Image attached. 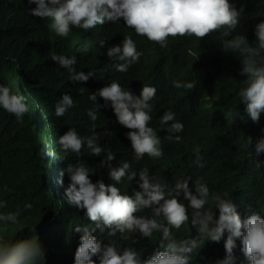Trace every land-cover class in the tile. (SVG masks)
Returning <instances> with one entry per match:
<instances>
[{
    "label": "clouds",
    "instance_id": "obj_1",
    "mask_svg": "<svg viewBox=\"0 0 264 264\" xmlns=\"http://www.w3.org/2000/svg\"><path fill=\"white\" fill-rule=\"evenodd\" d=\"M260 3L264 4V0ZM27 5H34L25 8L29 15L49 18V32L58 37H67L73 29L88 32L121 21L136 36L161 49L177 36L218 35L220 50L239 60L238 74L244 78L236 96L239 104L244 105L247 120L257 123L264 113V19L254 24L255 39L249 42L245 35L236 32L245 11L243 5L236 6L235 0H27ZM97 44L105 48L106 41L99 38ZM142 55L129 34L105 50L108 61L122 73L137 64ZM50 59L66 70L70 82L103 80V68L77 70L76 55L53 52ZM171 85L184 90L194 86L192 81L175 79ZM155 95V86L142 84L137 95L112 79L88 93L92 106L86 109V115L92 122L91 134L80 135L69 127L55 140L64 155L74 153L77 157L58 172L57 183H63L65 173L68 177L61 193L63 201L78 210L87 222L72 229L76 233L72 240L77 241L71 244L69 252L73 264H192L206 242L216 243L218 251L224 254L214 264H264V184L260 180L243 179L228 197L210 193L200 177L193 180L177 176L169 184L150 174L147 167L135 164L142 159L156 162L163 156L165 142L184 139V125L171 109H164L159 116V126L166 131L162 139L151 126ZM27 99L25 94L0 83V109L13 115L17 123H22L30 111ZM76 105L70 93L62 92L54 102L53 115L64 117ZM229 111L228 121H245L239 110ZM98 112L102 121L97 126ZM261 132L264 133V127ZM121 146L128 150L129 157L116 156ZM242 147L251 157L261 155L263 160L257 161L255 167H263L259 174L264 178V135L255 143L247 137ZM44 148L55 161L57 152L51 142ZM82 149L87 153V162L80 159ZM191 152L193 163L203 167L200 146H193ZM253 187H258V191ZM9 191L13 193L12 189L0 186V233L16 225L22 211L35 210L30 202L16 207ZM250 193L255 198L249 200ZM260 199L262 202L258 203ZM237 201L238 206L234 204ZM242 212L248 214L243 216ZM52 217L44 216L37 228L44 229ZM187 225L195 234L181 238L180 229ZM44 258L45 251L38 239L0 238V264H41Z\"/></svg>",
    "mask_w": 264,
    "mask_h": 264
},
{
    "label": "trees",
    "instance_id": "obj_2",
    "mask_svg": "<svg viewBox=\"0 0 264 264\" xmlns=\"http://www.w3.org/2000/svg\"><path fill=\"white\" fill-rule=\"evenodd\" d=\"M235 3L238 8L243 5L245 11L236 32L252 42L255 39L254 24L264 19L261 17L264 4L260 0H235ZM26 7L34 5H27V0H0V83L9 85L16 93L25 94L30 108L22 123H17L13 115L0 109V186L13 190V193L9 191V196L16 207L22 208L25 202H30L35 210L22 211L17 224L0 233V238L38 239L45 251L41 264H73L69 252L71 244L77 241L72 240L76 234L72 229L87 222L78 210L63 201L61 193L67 186L68 177L65 173L63 183H57L58 172L67 163H74L77 157L74 153L64 155L55 140L69 127H74L80 135L91 134L92 122L86 115V109L92 106L88 93L112 79L137 95L142 84L155 86L150 124L161 139L166 133L159 126V116L164 109L174 111L176 119L184 125L182 141L165 142L163 156L156 162L142 159L136 165L147 167L150 174L169 184L177 176H189L193 180L200 177L207 183L210 193L228 197L243 179L260 180L264 184L263 175L259 174L263 167H255L257 161L263 160L261 155L251 157L242 147L247 137L255 143L264 135L261 132L264 113L257 123L247 120L244 105L239 104L236 96L244 78L238 74L239 60L220 50L218 35L205 38L177 36L161 49L146 38L136 36L121 21L97 26L88 32L73 29L67 37H58L49 32L50 21H46L49 18L31 16ZM124 34L132 36L143 55L137 64L122 73L108 61L105 50L108 45L118 44ZM99 38L105 39V48L98 47ZM53 52L76 55L74 67L77 70L87 72L89 68H103V80L89 78L87 82H70L66 70L50 59ZM174 79L192 81L194 86L191 90L175 89L171 85ZM62 92L70 93L77 105L64 117H55L54 102ZM100 99L97 98L98 103ZM229 110H239L240 118L245 121H228ZM97 117L95 123L98 126L102 121L99 112ZM50 142L57 152L55 161L46 155L44 148ZM195 145L200 146L203 167L193 163L191 149ZM86 155L82 149L80 159L87 162ZM116 156L129 157L128 150L121 146L116 150ZM253 190L258 191V187ZM250 197L249 200L255 195L250 193ZM238 201L234 202L236 206ZM257 202L261 203L262 199ZM216 214H219L218 209ZM247 214L243 213V216ZM46 215L53 216L52 222L44 229H38ZM180 231L181 238L195 234L191 225ZM223 255L216 243L206 242L193 257L192 264H214Z\"/></svg>",
    "mask_w": 264,
    "mask_h": 264
},
{
    "label": "water",
    "instance_id": "obj_3",
    "mask_svg": "<svg viewBox=\"0 0 264 264\" xmlns=\"http://www.w3.org/2000/svg\"><path fill=\"white\" fill-rule=\"evenodd\" d=\"M111 131H112V130H111ZM112 132H113V131H112ZM113 135H114V133H113ZM113 135H112V136H113ZM112 136H111V137H112ZM108 138H109V137H108Z\"/></svg>",
    "mask_w": 264,
    "mask_h": 264
},
{
    "label": "rangeland",
    "instance_id": "obj_4",
    "mask_svg": "<svg viewBox=\"0 0 264 264\" xmlns=\"http://www.w3.org/2000/svg\"><path fill=\"white\" fill-rule=\"evenodd\" d=\"M86 164V163H85Z\"/></svg>",
    "mask_w": 264,
    "mask_h": 264
}]
</instances>
